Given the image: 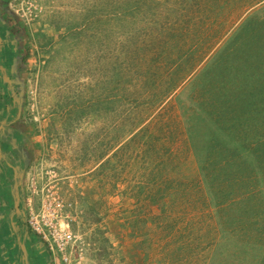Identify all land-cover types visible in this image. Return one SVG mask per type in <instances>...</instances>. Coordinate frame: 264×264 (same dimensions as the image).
Returning a JSON list of instances; mask_svg holds the SVG:
<instances>
[{"label": "rangeland", "instance_id": "rangeland-1", "mask_svg": "<svg viewBox=\"0 0 264 264\" xmlns=\"http://www.w3.org/2000/svg\"><path fill=\"white\" fill-rule=\"evenodd\" d=\"M197 1L12 0L30 29L21 120L36 151L31 212L57 238L56 264H264V211L243 205L241 222H222L197 153L206 138L229 144L253 124L244 116L234 135L201 132L208 107L195 97L209 99L205 66L230 48L254 0ZM251 93L237 99L249 107ZM194 205L215 213L201 219L209 238L188 234Z\"/></svg>", "mask_w": 264, "mask_h": 264}, {"label": "trees", "instance_id": "trees-1", "mask_svg": "<svg viewBox=\"0 0 264 264\" xmlns=\"http://www.w3.org/2000/svg\"><path fill=\"white\" fill-rule=\"evenodd\" d=\"M189 1L194 0H183L186 4ZM262 1L264 0H254L246 7L245 10L249 11L236 25L228 39L230 48L228 47V50L219 49L212 57L214 59H210L206 64L207 71L204 75L207 76V80L200 91L202 94L207 93L209 99L202 98L200 94H196L195 97L199 96L201 102L208 107L207 113L202 114L203 117L198 115V127L201 132L206 128H211L213 124L215 129L221 130L222 128L223 131L231 133L233 127L240 125L244 116H247V122L253 123L249 134L246 131L240 133L242 136L246 135L242 140L239 138L234 140L233 137L232 142H229L230 148H228V143L221 144L216 139L206 138L201 144L202 148L198 152L195 150L202 155L203 165H206L205 170L207 169L206 172L209 175L206 180L208 193L212 203L217 206L214 210L221 213V216L223 214L222 222H225L227 226H232L236 218L240 222L244 219L243 205L249 212L250 208H256L260 213L264 211L263 188L256 190L257 187L262 186L264 175V2ZM260 2L262 3L259 7H254ZM153 4L158 5L157 1H153ZM197 4L201 9L199 0ZM204 5L205 3L202 2V6ZM234 43H237L236 46L239 49L234 48ZM197 59L193 53L190 60L192 66L187 70V75L196 68ZM223 61L226 64L221 63ZM233 62H238V64H232ZM226 71L232 73L234 77H226ZM234 72H237L236 76ZM237 76L240 77L237 84L242 88L234 84L233 80H236ZM245 84H247L246 90L243 89L246 88ZM237 91L242 95H247L252 91L249 97L250 100L253 98L250 102L251 106L247 107L245 100L237 99ZM210 106L214 108H209ZM202 111L205 112V107ZM212 115L213 119L209 117ZM237 118L241 121L238 122ZM206 149H211V151L207 152ZM203 152H205L204 155ZM194 185L189 184L190 187ZM162 211L168 214L169 205L165 204ZM205 214L211 217L215 213L198 206L189 212L187 226L188 234L191 233L190 238L195 237L196 229L202 228L201 219ZM258 221L261 224V220L258 219ZM197 225L200 227L197 228ZM200 231L204 233L199 232L202 238H209L211 234H215L210 227L208 230L205 227Z\"/></svg>", "mask_w": 264, "mask_h": 264}, {"label": "flooded vegetation", "instance_id": "flooded-vegetation-1", "mask_svg": "<svg viewBox=\"0 0 264 264\" xmlns=\"http://www.w3.org/2000/svg\"><path fill=\"white\" fill-rule=\"evenodd\" d=\"M14 26L15 44H8L9 53L6 45L0 52V58L7 65L12 55L18 60L15 67H10L12 79L11 74L0 67V264H56L54 246L57 238L42 237L28 224L29 213L36 209L40 195L35 179L30 180L33 173L28 171L32 157L36 156L29 143L32 127L29 122L21 120L25 97L24 76L21 74L24 72L23 60H26L22 41L25 33L22 28L18 29L17 22ZM62 259L68 260V257L62 255Z\"/></svg>", "mask_w": 264, "mask_h": 264}, {"label": "crops", "instance_id": "crops-1", "mask_svg": "<svg viewBox=\"0 0 264 264\" xmlns=\"http://www.w3.org/2000/svg\"><path fill=\"white\" fill-rule=\"evenodd\" d=\"M16 22L18 23V29L22 28L24 30L23 32L25 34L23 36L22 41L24 44L23 46L25 48L26 44H27L28 32L30 31V29L28 28L27 24H25L24 20L20 17V15L13 8L12 0H0V52H2L5 49L4 46L6 45V49L9 53L10 48H8V46H9L8 44H12V45L15 44L14 37H13L14 36L13 30H14V27H15L14 25ZM10 37H13L12 40L14 42L12 41V43H9ZM13 54H15V53H13ZM18 55L19 54H17V56ZM12 56L7 61L8 65L5 63V61L2 58H0L1 69H5V72L7 74H11V79L13 78L12 77L13 72L12 71H11V73L9 72L10 67H12V66L15 67L16 62L18 63L17 58L15 59L16 56L15 55H12ZM3 62L5 63V66L2 65ZM24 66H25V60H23V66L22 67L24 68ZM21 74L24 76V72H21ZM6 80H8V77Z\"/></svg>", "mask_w": 264, "mask_h": 264}, {"label": "built area", "instance_id": "built-area-1", "mask_svg": "<svg viewBox=\"0 0 264 264\" xmlns=\"http://www.w3.org/2000/svg\"><path fill=\"white\" fill-rule=\"evenodd\" d=\"M28 224L35 233H37L38 235H40L42 237H48L49 234L54 235L53 232H51V230L45 231L43 229L42 224H40V222L32 216L31 211H30L29 216H28ZM43 225L47 226L48 223L46 221H44ZM54 236H53V238H54Z\"/></svg>", "mask_w": 264, "mask_h": 264}, {"label": "bare ground", "instance_id": "bare-ground-1", "mask_svg": "<svg viewBox=\"0 0 264 264\" xmlns=\"http://www.w3.org/2000/svg\"><path fill=\"white\" fill-rule=\"evenodd\" d=\"M62 225H64V223L62 222Z\"/></svg>", "mask_w": 264, "mask_h": 264}]
</instances>
